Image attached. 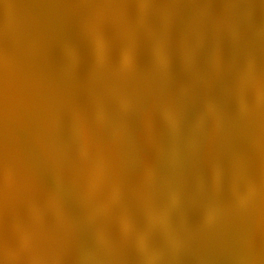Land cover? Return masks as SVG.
Wrapping results in <instances>:
<instances>
[{
	"label": "bare ground",
	"instance_id": "1",
	"mask_svg": "<svg viewBox=\"0 0 264 264\" xmlns=\"http://www.w3.org/2000/svg\"><path fill=\"white\" fill-rule=\"evenodd\" d=\"M20 5L0 264H264V0H25L23 39ZM4 38L54 44L43 96Z\"/></svg>",
	"mask_w": 264,
	"mask_h": 264
},
{
	"label": "rangeland",
	"instance_id": "2",
	"mask_svg": "<svg viewBox=\"0 0 264 264\" xmlns=\"http://www.w3.org/2000/svg\"><path fill=\"white\" fill-rule=\"evenodd\" d=\"M20 4H22V5H20V8L22 9L20 12L22 13V14H16V15H13L12 17H13V20L14 21H12V25L10 26L9 25V28L11 29V30H13V32H15V33H18V35H19V37L21 38V39H23V37H24V35H22V32L24 31V25L23 24H27V23H29V24H31L32 25V21L30 20V18L27 16V14L26 13H23V5L25 4V0H17ZM45 2V0H43V3ZM46 18H47V16H46ZM48 19H50V17L48 16ZM35 23V22H34ZM34 26H35V24H34ZM36 27L37 26H35V29H36ZM37 30V29H36ZM44 32V33H43ZM42 36L45 38V40H48V42H50L51 41V39H52V37H54L55 36V34H53V33H48V32H46L45 30H42ZM41 39V41H40V43H43V39L42 38H40ZM15 40H17V39H15ZM15 40H13V42H16ZM13 42H11L10 40H7V41H5V38H4V44H6V43H8V45L6 44V47L7 46H9V47H11L9 50L8 49H3V50H5V54H7V55H9L10 57H9V59H11L12 57H14V58H17V60L19 61V64L18 65H20V66H22V68L23 69H25V72H23L20 68L18 69L17 68V70H20V72H21V78H20V82L21 83H23L24 85H31L32 87H34L35 88V91H36V93L37 94H40L41 96H43L46 92L44 91V89L43 88H45L44 87V83H41V82H35V83H32V80L33 79H35V78H37V79H40L41 77L39 76V75H37V73H35L34 71L33 72H28V74H27V72L26 71H28V70H32V66H31V64H34V63H36V65H38L39 67H40V69L41 70H46V67H47V62L50 60V55H48L47 53H51L52 54V52H53V47H54V44L53 43H50V44H44V46L42 45V48H41V51L43 50V52H42V54H41V52H40V56L38 57V60H36V61H34V60H32L31 58H30V55H32L33 53H32V47H30L29 45H28V48L27 49H25V51H21V49L19 50V49H17V47H14V45H13ZM9 43H11V44H9ZM30 44V43H29ZM30 45H32V44H30ZM46 46H48V47H46ZM31 48V49H30ZM49 49V50H48ZM46 50V52H44ZM8 51V52H7ZM11 53H10V52ZM16 51V52H15ZM51 51V52H50ZM1 55V54H0ZM1 58V57H0ZM29 59V60H28ZM22 60V61H21ZM2 59L0 60V65L2 66V65H7V63H6V61H3V63H2ZM4 62H5V64H4ZM27 62V63H26ZM29 63V64H28ZM27 65V66H26ZM24 66V67H23ZM3 73L6 75V73L4 72V70H3ZM4 74H2L1 76H0V78L1 79H5L6 77H5V75ZM23 74V75H22ZM43 74V73H42ZM44 75V74H43ZM7 76V75H6ZM36 76V77H35ZM4 77V78H3ZM31 78V79H30ZM0 79V80H1ZM8 80V79H7ZM40 86V87H39ZM0 89H1V87H0ZM10 89V90H9ZM6 90V91H5ZM0 91H2V92H4V94L7 96L9 93H10V91H11V87H9L8 89H1ZM8 92V93H7ZM4 94H2L1 92H0V114H1V117L0 118H4L5 116V118H6V120H9V119H11L10 117H12V114H13V112L11 111V109H9V108H11L10 106H9V102L8 101H6V96L4 97ZM47 95L49 96H52L51 95V93H47ZM6 98V99H5ZM52 99H56L54 96H53V98ZM4 104H6V105H4ZM25 104H28V103H25ZM4 105V106H3ZM2 109V110H1ZM6 110V111H5ZM2 111V112H1ZM3 111H4V113H3ZM10 112V113H9ZM12 112V113H11ZM3 113V114H2ZM6 113V114H5ZM8 114H9V116H8ZM5 115V116H4ZM4 116V117H3ZM7 117H9V118H7ZM10 182V181H9ZM8 182V183H9ZM0 183H1V181H0ZM12 182H10V185L13 187V189H14V184L12 183ZM9 185V184H8ZM0 191H1V189H0ZM2 192V191H1ZM1 194V193H0ZM2 196L4 195V193L2 192V194H1ZM5 196V195H4ZM3 196V197H4ZM17 196V197H16ZM20 196V197H19ZM26 195L22 192V193H18V194H16L15 195V198L16 199H18L19 201H21V200H27L28 198L27 197H25ZM5 198V197H4ZM9 199V198H8ZM25 200V201H26ZM23 201H21V202H23ZM6 214V213H5ZM7 215V214H6ZM39 259V258H38ZM39 260H41V259H39Z\"/></svg>",
	"mask_w": 264,
	"mask_h": 264
}]
</instances>
